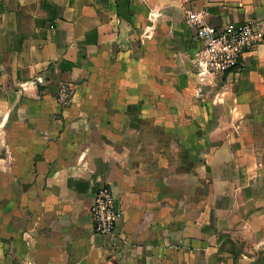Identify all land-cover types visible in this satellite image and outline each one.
Masks as SVG:
<instances>
[{"label": "crops", "instance_id": "0c3cea01", "mask_svg": "<svg viewBox=\"0 0 264 264\" xmlns=\"http://www.w3.org/2000/svg\"><path fill=\"white\" fill-rule=\"evenodd\" d=\"M202 10L264 22V0H0V264L264 250V42L198 94L186 15ZM103 185L112 237L91 213Z\"/></svg>", "mask_w": 264, "mask_h": 264}, {"label": "built area", "instance_id": "2783aa9c", "mask_svg": "<svg viewBox=\"0 0 264 264\" xmlns=\"http://www.w3.org/2000/svg\"><path fill=\"white\" fill-rule=\"evenodd\" d=\"M187 23L194 29L201 47L191 59L200 88L216 83L225 74L238 70L250 52L264 42V22L249 19L243 23H231L226 27H215L206 19L208 12L188 11ZM42 82V78L37 79ZM67 95L62 93L60 101L65 102ZM95 233L112 237L121 218V210L109 185H103L96 194L91 209Z\"/></svg>", "mask_w": 264, "mask_h": 264}, {"label": "rangeland", "instance_id": "374dc122", "mask_svg": "<svg viewBox=\"0 0 264 264\" xmlns=\"http://www.w3.org/2000/svg\"><path fill=\"white\" fill-rule=\"evenodd\" d=\"M246 253L250 254L251 257H255L254 262L251 264H264V250H260L256 253H254V255H253L250 248L248 247Z\"/></svg>", "mask_w": 264, "mask_h": 264}]
</instances>
